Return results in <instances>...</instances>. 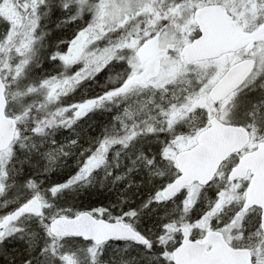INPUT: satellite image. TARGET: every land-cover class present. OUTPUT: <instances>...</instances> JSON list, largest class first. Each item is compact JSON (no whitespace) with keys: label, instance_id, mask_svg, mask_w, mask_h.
<instances>
[{"label":"snow or ice","instance_id":"obj_1","mask_svg":"<svg viewBox=\"0 0 264 264\" xmlns=\"http://www.w3.org/2000/svg\"><path fill=\"white\" fill-rule=\"evenodd\" d=\"M0 264H264V0H0Z\"/></svg>","mask_w":264,"mask_h":264},{"label":"trees","instance_id":"obj_2","mask_svg":"<svg viewBox=\"0 0 264 264\" xmlns=\"http://www.w3.org/2000/svg\"><path fill=\"white\" fill-rule=\"evenodd\" d=\"M104 195H105V190L103 189H100L97 194H93L91 196H87L86 194L85 203L99 201L104 198Z\"/></svg>","mask_w":264,"mask_h":264}]
</instances>
